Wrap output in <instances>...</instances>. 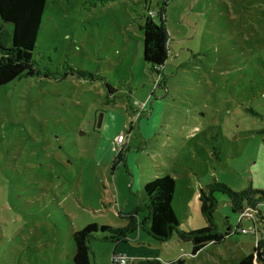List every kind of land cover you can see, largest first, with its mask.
Listing matches in <instances>:
<instances>
[{
	"label": "rangeland",
	"instance_id": "rangeland-1",
	"mask_svg": "<svg viewBox=\"0 0 264 264\" xmlns=\"http://www.w3.org/2000/svg\"><path fill=\"white\" fill-rule=\"evenodd\" d=\"M147 2L155 12L165 4L167 89L155 88L160 78L142 59L144 0H46L33 59L52 76L0 86V264H72V232L89 223L124 228L129 220L117 213L134 208L144 219L143 182L154 173L175 180L171 205L186 233L206 226L199 191L209 183L264 189V0ZM0 26L11 33L10 23ZM96 76L118 91L115 105L104 103ZM142 103L112 169L119 149L105 147L117 130L128 135L125 106ZM215 198L214 223L231 232L195 256L176 234L159 242L142 225L141 241L118 248L143 243L141 261L160 264H237L257 234L234 232L227 197ZM259 210L264 218V204ZM104 234L91 242V264H111L115 243Z\"/></svg>",
	"mask_w": 264,
	"mask_h": 264
},
{
	"label": "trees",
	"instance_id": "trees-1",
	"mask_svg": "<svg viewBox=\"0 0 264 264\" xmlns=\"http://www.w3.org/2000/svg\"><path fill=\"white\" fill-rule=\"evenodd\" d=\"M45 4L46 0H0V19L12 25L11 33L0 26V86L24 77L50 78L52 76L49 71H41L33 59V51L41 29ZM164 6L165 4L155 12L149 7L147 0H144L143 7L146 9L147 15L144 17L143 24L139 25V29L143 36L142 59L149 65L150 71L160 78L156 81L155 88L166 89V80L161 71L169 57L170 40L165 26ZM86 75L92 77L93 82L96 81L92 74L86 72L80 74L81 77ZM96 77L98 78V76ZM99 80L106 88L104 103L115 105L119 97L118 91L108 85L105 79L100 78ZM155 88L151 93L152 97ZM130 93L131 89H129ZM131 128L132 125L130 124L128 134L131 132ZM125 150H127L126 146H122L118 150L112 160V169L123 161ZM174 190V179L169 174H159L143 186L147 198L142 206L146 210V216L143 220L137 221L138 208H134L133 212L127 214L118 213L119 218L129 220V224L124 228L89 223L82 229L72 232L74 244L72 264H91L90 246L98 232L105 233L100 237L102 240H109L115 244L124 243L127 242L131 233L140 230L138 228L141 225L152 239L159 242H166L176 234L179 240L191 244L190 254L195 256L206 245L222 242L231 232L228 224L227 231L221 233L214 223L213 212L217 207L216 193L227 197L230 211L233 214L238 215L248 208L255 211L257 239L253 251L240 259L237 264H264V230L259 231L257 229V222L264 221L259 210V206L264 204V189H255L249 183L243 190L233 191L223 183L215 181L209 183L199 191L200 212L206 226L199 230H190L187 233L178 229V220L171 205ZM227 219L228 217L225 218L226 223ZM237 227L234 232H237ZM178 263L182 264L183 260L179 259ZM135 264H160V262L153 257L152 260L136 261ZM167 264L175 263L169 262Z\"/></svg>",
	"mask_w": 264,
	"mask_h": 264
},
{
	"label": "crops",
	"instance_id": "crops-1",
	"mask_svg": "<svg viewBox=\"0 0 264 264\" xmlns=\"http://www.w3.org/2000/svg\"><path fill=\"white\" fill-rule=\"evenodd\" d=\"M126 82H127V84H129V80L127 79V80H125ZM130 85V84H129ZM166 89H167V87H166ZM150 102V99H149V101L147 102V103H149ZM139 104V103H138ZM137 104V105H138ZM146 106H147V104L145 105V107H144V110H143V113H145L144 111H145V108H146ZM131 108H127L126 106H125V117H126V121H127V123H128V126L131 124V121H133L134 120V122H135V117H136V115H137V113H138V106H136V107H134V106H130ZM150 109V108H149ZM148 109V110H149ZM142 113V114H143ZM136 114V115H135ZM147 116V115H146ZM103 118V117H102ZM136 125H137V128H138V130H142V128H143V122H142V120H140V119H138L137 120V122H136ZM132 128H133V126H132ZM132 128H131V130H132ZM194 129H196V128H194ZM120 134H122V131L121 130H117L116 132H115V134L112 136V138H111V141L109 142V144L108 145H106V147H105V149H106V152L108 151V152H110V149L112 148V144H113V146L114 147H117V149H119L120 148V146H123V145H118V144H116V142H115V139H116V137L118 136V135H120ZM126 135V134H125ZM126 137H127V140L129 139V137L126 135ZM127 143H128V141H127ZM127 149H128V147H127ZM109 157H110V155H109ZM159 168V167H158ZM150 175V174H149ZM157 173H154V174H151L149 177H148V179H146V181L145 182H143L144 184L146 183V182H148L149 180H151V179H153V178H155V177H157ZM175 181V180H174ZM144 184H143V186H144ZM120 213V212H119ZM118 214V213H117ZM139 230H137L136 232H133V233H131L129 236H128V238H127V242H129V239H135L137 242L138 241H141V236H140V234L139 233H137ZM120 243H117V244H114L115 246H114V248H113V253H118V251H119V253H123V254H126V255H128L129 257H132L133 259H135V262L136 261H141V259H143V254H142V252H141V249L142 248H144L143 246V243H140V244H138L137 245V247L135 248V249H133V250H131V251H126V250H120L119 248H118V245H119ZM126 244V243H125ZM112 255V254H111Z\"/></svg>",
	"mask_w": 264,
	"mask_h": 264
},
{
	"label": "built area",
	"instance_id": "built-area-1",
	"mask_svg": "<svg viewBox=\"0 0 264 264\" xmlns=\"http://www.w3.org/2000/svg\"><path fill=\"white\" fill-rule=\"evenodd\" d=\"M156 86V83H155ZM146 103H142L139 105V111L141 112ZM138 114V113H137ZM128 137L130 136V133L127 135ZM127 137L125 134H120L116 137L115 142L118 145H123L126 146L127 144ZM122 148V146H120ZM119 148V149H120ZM247 220L249 222L248 228H244L242 226V221ZM237 232H240L242 234L248 233V230L251 231L252 234L256 233V225H255V211L252 209H245L244 211L240 212L237 215ZM111 264H135V259L132 257H129L126 254L123 253H114L111 256Z\"/></svg>",
	"mask_w": 264,
	"mask_h": 264
},
{
	"label": "water",
	"instance_id": "water-1",
	"mask_svg": "<svg viewBox=\"0 0 264 264\" xmlns=\"http://www.w3.org/2000/svg\"><path fill=\"white\" fill-rule=\"evenodd\" d=\"M102 116H103V115L100 114L99 117H98V120H97V123H96V126H97V127H100V125H101V122H102Z\"/></svg>",
	"mask_w": 264,
	"mask_h": 264
}]
</instances>
